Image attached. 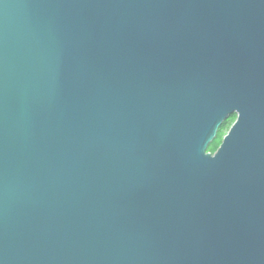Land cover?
Here are the masks:
<instances>
[{"label": "water", "instance_id": "95a60500", "mask_svg": "<svg viewBox=\"0 0 264 264\" xmlns=\"http://www.w3.org/2000/svg\"><path fill=\"white\" fill-rule=\"evenodd\" d=\"M0 264H264V0H0Z\"/></svg>", "mask_w": 264, "mask_h": 264}, {"label": "trees", "instance_id": "16d2710c", "mask_svg": "<svg viewBox=\"0 0 264 264\" xmlns=\"http://www.w3.org/2000/svg\"><path fill=\"white\" fill-rule=\"evenodd\" d=\"M237 118V115L236 114H233L231 115V117L222 125V127L220 128L219 130V133L217 135V137L214 139V141L210 144L209 146V150L212 151V152H215L218 147L220 146V144L222 143V140H223V133H222V130L225 128V126H228V127H231L232 124L235 122Z\"/></svg>", "mask_w": 264, "mask_h": 264}, {"label": "rangeland", "instance_id": "374dc122", "mask_svg": "<svg viewBox=\"0 0 264 264\" xmlns=\"http://www.w3.org/2000/svg\"><path fill=\"white\" fill-rule=\"evenodd\" d=\"M236 115H237V114H236ZM229 129H230V127L225 126V128L222 130V133H223L224 136L228 133ZM223 138H224V137H223Z\"/></svg>", "mask_w": 264, "mask_h": 264}]
</instances>
